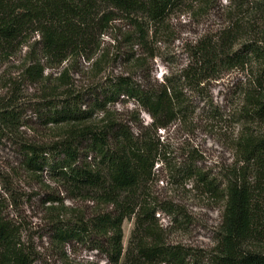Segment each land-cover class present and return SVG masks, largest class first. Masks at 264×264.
I'll return each mask as SVG.
<instances>
[{"label": "trees", "instance_id": "1", "mask_svg": "<svg viewBox=\"0 0 264 264\" xmlns=\"http://www.w3.org/2000/svg\"><path fill=\"white\" fill-rule=\"evenodd\" d=\"M184 1L0 0V59L16 52L30 33L39 35L38 49L43 59L59 64L88 53L95 36L101 37L108 29L114 11L130 19L135 32L127 37L130 42L146 46L152 29L161 31L170 14ZM212 1L205 0V5ZM242 8L245 4L237 5L235 21L217 37H201L191 46L190 60L178 78L166 77L162 83H153L138 82L132 76L111 77L86 95L67 93L64 98L35 104L34 111L45 126L65 128L59 142H21L19 153L24 169L47 172L82 194L83 199H91L103 208L89 222L55 224L54 244L90 245L92 251L105 256V264H128L130 253L122 263V228L125 220L135 216L131 247L135 246L134 254L141 263L187 264L180 251L156 239L150 223L156 208L139 201L135 193L154 178V168L161 161L163 144L158 132L187 120L193 110L184 94L185 86L196 90L224 72L256 69L252 72L254 87L243 92L240 113L248 123L264 122V4L251 7L249 14ZM135 66L141 68V60L137 59ZM28 72L35 81L41 80L40 61ZM123 99L133 101L150 117L151 124L144 128L150 135H135L111 118L102 126L94 124L96 113L108 117V106ZM18 121L19 115L12 107L0 106V138L16 128ZM235 146L240 163L252 168L254 183L245 174L226 180L222 236L212 263L264 264V206L258 186L264 179V134L247 132ZM183 175L188 180L196 179L210 192L215 190L216 185L207 180V175L194 167ZM33 256L22 249L21 230L0 209V264H36ZM132 261L129 263H136Z\"/></svg>", "mask_w": 264, "mask_h": 264}, {"label": "rangeland", "instance_id": "2", "mask_svg": "<svg viewBox=\"0 0 264 264\" xmlns=\"http://www.w3.org/2000/svg\"><path fill=\"white\" fill-rule=\"evenodd\" d=\"M240 3L245 4L241 10L249 14L251 7L264 4V0H213L209 6L205 0H185L161 31L152 29L146 46L130 42L127 37L135 34L130 19L114 11L108 29L101 37L95 36L88 53L59 64L43 59L38 49L41 39L30 33L16 52L0 59V106L12 107L19 115L17 127L0 138V209L21 230L22 249L34 255L36 264H105V256L92 251L90 245L58 246L52 241L55 224L89 222L103 208L47 172L24 169L20 143L59 142L65 128L45 126L34 111L35 104L64 98L67 93L86 95L111 77L132 76L138 82L153 83L178 78L190 60L191 46L201 37H217L235 21ZM137 59L143 64L138 69ZM37 61L43 69L39 81L28 72ZM255 70L224 72L196 90L185 86L184 94L193 110L187 120L158 132L163 144L161 161L154 168V178L135 193L139 201L156 208L150 222L156 239L180 251L187 264H213L222 236L226 180L245 174L254 183V172L240 163L235 144L247 132L264 134V122L248 123L240 113L243 92L254 87ZM107 114L96 113L92 121L102 126L111 118L135 135H150L144 128L151 119L133 101L123 99L109 105ZM189 167L207 175L215 190L210 192L196 179L185 178L183 173ZM258 186L264 206L263 178ZM135 223L132 216L123 224L122 263L130 256L128 264L132 260L147 264L136 258L135 246L131 247Z\"/></svg>", "mask_w": 264, "mask_h": 264}]
</instances>
